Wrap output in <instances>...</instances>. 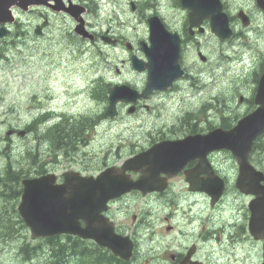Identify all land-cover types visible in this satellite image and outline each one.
<instances>
[{
	"label": "rangeland",
	"instance_id": "374dc122",
	"mask_svg": "<svg viewBox=\"0 0 264 264\" xmlns=\"http://www.w3.org/2000/svg\"><path fill=\"white\" fill-rule=\"evenodd\" d=\"M100 12H103L101 8ZM19 17L21 19L20 24L23 21L26 23V15L20 14ZM16 32L17 28L15 27L12 36L0 43V46L4 49L2 53L4 58H2L3 60L0 59V264H31V260L24 259L25 252H21L22 244L27 242L31 245H37L40 242V240H31L26 229L15 221V205L18 197H14V193L18 186H16V180L11 178L14 177L13 173L16 174L17 169L20 171V167H24L29 170L33 168L34 164H44V168L53 167L56 169L78 167V164L101 167L105 162L103 157H109L108 148L106 147L109 140L103 141L102 135L105 132H100L101 128H97L95 133L86 136V143L75 155L76 159H86L83 163L80 161L74 163L67 158L71 154V150L68 151V154L65 152L58 153L44 138H40L39 134L35 132H29L25 136L6 134L10 128L25 129L26 124L41 109L37 104L38 99L46 103V107H56L58 112L66 111L81 114L93 111L95 108L97 110L99 106L96 102L91 101L84 93L80 94L81 89L78 86L85 79H89V75L85 74L84 71L90 60L95 63V68L98 64L105 62L101 53H94L91 56L86 52L81 56L78 55L76 50L75 53H71L70 50H65L63 45L60 44L51 49V59H46L53 66L49 69L50 73L43 74V69H46L48 63L45 61V57L43 59L40 52L41 47L38 44L30 43L24 35L18 37ZM19 35L21 34L19 33ZM13 43H15L14 49L7 50L6 47ZM47 48L50 49L49 46ZM104 57L106 60H115L117 57L122 59L124 52L120 54L113 51L105 52ZM185 61L191 67V71L202 67L191 52H187ZM58 63H60L59 67L56 68L55 65ZM41 73L43 75H40ZM228 78V75L223 77L222 86ZM228 91L227 88L224 94H227ZM56 104L58 105L56 106ZM154 104L157 105L156 120H153L149 126L152 124L155 126L158 124L173 125L174 118L177 115V105L181 104L180 98L174 99L161 96L155 98ZM230 104L236 105L234 100L230 101ZM183 107H180V111ZM113 127L118 126L114 125ZM112 138L114 139V137ZM6 149L7 152H5ZM112 151L110 150V152ZM27 152H29V155H27ZM55 153H58L60 157ZM109 158V162L114 161L111 159L112 154ZM51 161H60V163L55 164ZM6 165H8V168H5ZM23 175L21 172V176ZM137 199H140L143 203L144 222L139 230L136 256L132 264H157L160 263V258L157 257L156 262H154L153 257L151 258L152 247L156 242L163 243L171 236L163 232L162 216L166 215L168 208L162 205L163 208L158 211L159 216L151 215V217H155L151 229V225L146 226L148 216L145 214V210L149 208V204L154 203V198ZM152 230L157 234H154L151 239ZM36 251L33 250V255ZM43 257L44 254L39 252L33 260L38 261ZM259 259L258 254L257 262L252 261L253 264H257Z\"/></svg>",
	"mask_w": 264,
	"mask_h": 264
},
{
	"label": "water",
	"instance_id": "95a60500",
	"mask_svg": "<svg viewBox=\"0 0 264 264\" xmlns=\"http://www.w3.org/2000/svg\"><path fill=\"white\" fill-rule=\"evenodd\" d=\"M6 1L9 0H0ZM17 1L25 6L34 0ZM5 33L1 28L0 37ZM172 50L175 51L174 46ZM54 180L53 175H47L23 182L24 191L18 211L30 227L32 235L79 232L94 238L100 245L112 247L114 239L110 240V235L100 224L99 211L104 208L108 196L119 193V188L113 185V181L109 177L93 179L74 177L71 174L64 177L61 185L53 184ZM77 217L85 220L86 227L83 230L75 223Z\"/></svg>",
	"mask_w": 264,
	"mask_h": 264
},
{
	"label": "flooded vegetation",
	"instance_id": "af4514ba",
	"mask_svg": "<svg viewBox=\"0 0 264 264\" xmlns=\"http://www.w3.org/2000/svg\"><path fill=\"white\" fill-rule=\"evenodd\" d=\"M118 1V0H113ZM179 0H135L133 2V6L129 3L127 4L123 10V14L126 16H129L131 14H136V16H141L145 14H153L158 13L162 16L164 19H169L168 22H170V26L172 28L176 29L177 32L180 34L182 38V45L185 46L188 42H196L202 40L205 46L210 47L211 46V39H214L217 49L222 53L223 46L227 45V42L237 38L239 35H242L243 38L245 36L243 35V25L238 19L239 17V11L242 10L246 15H250L252 23L247 29H250V32L253 33V37L255 38V41L258 42V44L261 46L263 55L261 56V59H263L264 62V27L263 31L260 33V22L264 24V14L262 11H260L257 7L256 0H220L222 3L223 10L227 13L229 24L231 28L233 29V35L229 39H221L215 37L208 29L210 25V20L208 18H202L201 24H200V31L198 32V29L194 28L191 30V32L188 29V20H187V14L188 11L184 10L180 7L179 3H177ZM118 4V2L116 3ZM172 10L175 11V13L172 15ZM126 11H129L127 13ZM176 14H179V20H181V23H178L175 21ZM181 15V17H180ZM263 17V19H261ZM260 19L262 21H260ZM47 20L45 19V22ZM251 22V21H250ZM256 22H259L256 24ZM264 26V25H263ZM141 32V31H140ZM139 34V31L138 33ZM262 68H258V71H260ZM258 71L253 69V73L255 76H258ZM180 175H177L178 177ZM182 176V175H181ZM183 177V176H182Z\"/></svg>",
	"mask_w": 264,
	"mask_h": 264
},
{
	"label": "trees",
	"instance_id": "16d2710c",
	"mask_svg": "<svg viewBox=\"0 0 264 264\" xmlns=\"http://www.w3.org/2000/svg\"><path fill=\"white\" fill-rule=\"evenodd\" d=\"M23 252H25V254H29V249H28V251L27 250H22ZM33 250H30V252H32ZM56 251H54V255L56 254L55 253ZM100 264H114L112 261H110V260H106V261H103V262H101Z\"/></svg>",
	"mask_w": 264,
	"mask_h": 264
},
{
	"label": "bare ground",
	"instance_id": "6f19581e",
	"mask_svg": "<svg viewBox=\"0 0 264 264\" xmlns=\"http://www.w3.org/2000/svg\"><path fill=\"white\" fill-rule=\"evenodd\" d=\"M23 249L28 251V249H26V248H21V252H22V253H23V251H22ZM37 253H38V251L34 252V255L37 254ZM34 255H33V251L30 252V249H29V254H28V253L25 254V256H27L28 258H29V257L32 258Z\"/></svg>",
	"mask_w": 264,
	"mask_h": 264
}]
</instances>
